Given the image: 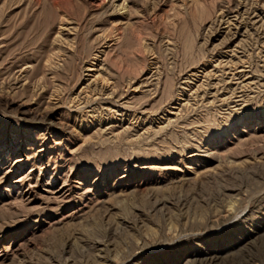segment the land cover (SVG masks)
Here are the masks:
<instances>
[{
	"label": "rangeland",
	"instance_id": "374dc122",
	"mask_svg": "<svg viewBox=\"0 0 264 264\" xmlns=\"http://www.w3.org/2000/svg\"><path fill=\"white\" fill-rule=\"evenodd\" d=\"M0 264H264V0H0Z\"/></svg>",
	"mask_w": 264,
	"mask_h": 264
},
{
	"label": "bare ground",
	"instance_id": "6f19581e",
	"mask_svg": "<svg viewBox=\"0 0 264 264\" xmlns=\"http://www.w3.org/2000/svg\"><path fill=\"white\" fill-rule=\"evenodd\" d=\"M87 70H88V71H94L95 69L92 68V67L90 66V67L87 68ZM91 76L93 77L91 81H92L93 83H95V81H96L97 78H98V75H95V76H94V74H92Z\"/></svg>",
	"mask_w": 264,
	"mask_h": 264
}]
</instances>
